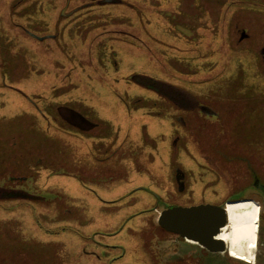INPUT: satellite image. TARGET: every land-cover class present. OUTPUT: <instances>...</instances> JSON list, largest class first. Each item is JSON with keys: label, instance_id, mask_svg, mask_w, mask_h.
I'll use <instances>...</instances> for the list:
<instances>
[{"label": "rangeland", "instance_id": "1", "mask_svg": "<svg viewBox=\"0 0 264 264\" xmlns=\"http://www.w3.org/2000/svg\"><path fill=\"white\" fill-rule=\"evenodd\" d=\"M72 1L0 0V184L39 197L0 200V264H160L158 205L243 191L237 164L210 167L214 145L241 136L263 176L264 0H121L68 16ZM135 73L182 86L225 121L192 137ZM71 112L97 127L67 124ZM261 244L254 262L264 264Z\"/></svg>", "mask_w": 264, "mask_h": 264}, {"label": "flooded vegetation", "instance_id": "2", "mask_svg": "<svg viewBox=\"0 0 264 264\" xmlns=\"http://www.w3.org/2000/svg\"><path fill=\"white\" fill-rule=\"evenodd\" d=\"M103 4L104 0H73L72 2H68L66 6H64V11L68 10V16L69 15H79L81 11L84 10H94L96 3ZM122 1L120 0L119 3ZM105 4V3H104ZM107 4V3H106ZM24 30L32 37L30 39L33 40H45L47 38L56 39L57 36L55 35H49L53 33H49L48 35L40 36L36 33H34L31 30H27L24 28ZM264 53V48H263ZM135 81L137 85L144 86V88L149 87V90H152L153 92L159 94L165 101H168L174 108V122L178 123L180 128L187 129L191 126V129H189V133L192 135V137H200V134L202 132H199L202 130V126L204 125L206 128L207 126L210 127L212 124L210 122L220 123L224 122V112L220 108H216L212 105H210L208 102H204L201 100L198 96H195L187 89L182 88L180 85H176L172 82H167L164 80L159 81V79L151 78L148 76H143L142 74H137L130 76L128 79ZM132 81V80H131ZM63 113H65L67 108H59ZM230 111H232L235 115L240 112L239 107L230 106L228 108ZM69 112V111H68ZM73 115H75L76 119H70L72 126L82 130V131H92L94 130L97 125L91 123L88 121L84 116H81L77 113L71 112ZM186 114H189L190 116H186ZM69 116H67L68 118ZM69 121V119H67ZM243 122L244 119H238L236 120V124L238 122ZM63 122V121H62ZM214 137L209 136L205 142L206 148L210 143L214 144ZM224 140V139H222ZM178 141H181L179 139ZM178 143V142H177ZM175 142V146L177 144ZM242 143V137L239 136L236 141H232L230 139H227L224 141L223 148H219L217 145L215 146V149L210 151L212 154V161L208 159L210 167H215V164L217 162H220V165L223 166L222 169H217L218 173L226 172L229 169V166L232 164H237L236 168L232 169V174L234 175V185H238L240 190L243 189V191L239 192L237 195H227L229 190H227V193H222L223 200H205L201 201L200 203L196 204H209L208 202H211L210 204L220 206V207H227L228 206V212H229V218H230V209L229 207L233 204H242L245 205L243 207H248L249 209L245 208H238V216L236 217L237 220L232 221L235 223V226H239L244 224L241 227H248L245 228L247 230L249 229H257V240H249L245 239L243 242L236 243L235 246H231V239L229 237L226 238V235L224 236V240L227 242L225 244V250L219 251V252H213L206 248L205 246L201 245L197 241L189 240L187 238L181 237V235L168 232L165 230L159 223V219L161 217V214L163 211H165L168 208L175 207V206H183V207H191V205H183V203H169L168 206L163 204V207H160L159 205L157 208L154 209V215H156L154 221L157 224L159 229L161 231H165V234L167 237L161 239L159 241V245L161 248L158 250L161 256V262L160 264H245L242 261L253 263V264H261L262 260L258 258L254 262L255 259V251L259 244H261L264 241V224L262 225L261 230H259V223L261 221V218L264 217V192H262L260 189H258L259 185L264 186V173H261L263 176H261L258 173V170L252 166L250 158L246 155L245 151H243L242 148H240V145ZM210 154V155H211ZM211 167V168H212ZM177 175V188H178V196H181L183 192H185L186 189V177L182 172H179ZM247 172L249 174V182L248 184H242L243 181V173ZM14 181H21L22 177L17 176H11L10 177ZM96 179V178H95ZM239 179L241 183H237L236 181ZM9 180H6L4 183L0 184V200H19V199H28V200H37L39 197H37L36 194L31 193L28 191V189L23 188L22 184L16 185V184H10ZM237 183V184H236ZM247 185V186H246ZM212 187V186H210ZM209 188V187H208ZM234 188V189H235ZM247 188V189H246ZM222 190V189H221ZM220 192V191H219ZM160 200V199H159ZM252 201H255L252 202ZM174 202V201H171ZM214 202V203H213ZM194 204V203H193ZM257 204H260L257 205ZM194 205V206H196ZM255 207H257V212L254 211ZM261 210H260V208ZM244 209V210H243ZM259 210H260V218H259ZM246 211V212H245ZM248 213L249 217H246V214ZM252 217V219H251ZM264 220V218L262 219ZM226 227L221 229V233L219 234L218 238L223 232H229L228 225H230V220L228 222ZM228 227V228H227ZM227 228V229H225ZM235 228V227H231ZM237 228V227H236ZM240 228V227H239ZM226 233V234H227ZM217 239V237H216ZM259 240V243H258ZM228 244V245H227ZM264 245V244H261ZM229 251L231 252L232 256L236 259H233V257L230 256ZM190 258L191 262L187 263L186 259ZM242 261H239V260Z\"/></svg>", "mask_w": 264, "mask_h": 264}, {"label": "water", "instance_id": "3", "mask_svg": "<svg viewBox=\"0 0 264 264\" xmlns=\"http://www.w3.org/2000/svg\"><path fill=\"white\" fill-rule=\"evenodd\" d=\"M120 0H104L105 3H119ZM258 189L264 192V186ZM227 207L201 204L191 207L175 206L162 212L160 225L168 232L197 241L213 252L225 250L224 240L218 238L221 229L228 224ZM217 237V239H216Z\"/></svg>", "mask_w": 264, "mask_h": 264}, {"label": "bare ground", "instance_id": "4", "mask_svg": "<svg viewBox=\"0 0 264 264\" xmlns=\"http://www.w3.org/2000/svg\"><path fill=\"white\" fill-rule=\"evenodd\" d=\"M239 208V207H238ZM240 208H241V206H240ZM260 208V207H259ZM256 209V211L255 212H257V207L255 208ZM244 210V209H243ZM260 210H261V208H260ZM260 210H259V218H260ZM227 211H228V207H227ZM238 209L237 210H234L233 211V215H231L232 216V219H233V221H235V220H237V216L239 215L238 214ZM246 212V211H245ZM231 213V212H230ZM228 215H229V212H228ZM231 216H230V218H229V220H230V225H228V233L227 232H223V231H225V230H223L222 231V234L220 235V239H222V240H224V236L226 235V238L227 237H229V239H231V246H235L236 247V243H238V242H243L245 239H249V240H257V236H256V233H257V229H249V230H247V229H245V228H248V227H241V226H243L244 224H242V225H239V226H235V223L234 222H232L231 221ZM246 217H249L248 216V213L246 214ZM231 227H235V228H231ZM237 227V228H236ZM240 227V228H239ZM227 228H225V229H227ZM227 233V234H226ZM224 242H226L225 240H224ZM227 243V242H226ZM236 244V245H235ZM228 245V244H227ZM237 248V247H236ZM229 254H230V256L231 257H233L232 256V254H231V252L229 251ZM234 259H236L235 257H233ZM237 260H239V259H237ZM239 261H242V260H239ZM245 262V261H244ZM246 263H248V262H246Z\"/></svg>", "mask_w": 264, "mask_h": 264}, {"label": "crops", "instance_id": "5", "mask_svg": "<svg viewBox=\"0 0 264 264\" xmlns=\"http://www.w3.org/2000/svg\"><path fill=\"white\" fill-rule=\"evenodd\" d=\"M148 139H153V138H148ZM113 202H115V201H113Z\"/></svg>", "mask_w": 264, "mask_h": 264}]
</instances>
